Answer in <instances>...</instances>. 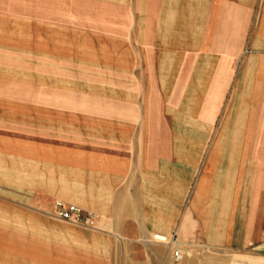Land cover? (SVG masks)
Here are the masks:
<instances>
[{
  "label": "crops",
  "instance_id": "0c3cea01",
  "mask_svg": "<svg viewBox=\"0 0 264 264\" xmlns=\"http://www.w3.org/2000/svg\"><path fill=\"white\" fill-rule=\"evenodd\" d=\"M61 3L68 4L65 0H61ZM116 3L126 5L125 14L138 15L137 23L134 27L130 25L128 30L130 37L134 35L136 44L142 48V65L133 62L129 55L123 57L110 42H100L95 48L84 33L62 25L48 24V28L42 31L41 28H29L26 38L29 53L40 56L43 64L38 70L29 69L26 75L30 77L26 79L30 106L27 115L45 117L41 119L45 124L44 129L37 125L36 119L26 120L35 123L36 131L43 136L42 141H28L51 149L60 146L75 149L79 157L73 175L83 180L85 192L98 195L105 209L100 204L81 207L80 204L60 201L44 189H29L41 190L48 196L50 202L46 211L53 215L57 201L79 206L85 217L97 213V228L113 230L115 241L121 240L125 250L130 246L138 247L139 240L154 234L158 242H164L166 237H174L172 244L180 247L183 253L178 264H264V0H130V3L129 0H75L72 7L77 15L114 16L118 14ZM182 5L186 8L185 12L181 11ZM97 6L101 9L98 12L90 10ZM55 9L57 13L70 12L67 5L58 4ZM170 18L173 20L171 23L168 22ZM181 19L187 32L186 39L182 41L174 37ZM100 24L108 29L116 27L114 21ZM125 30L123 33L127 38ZM107 34H110L109 30ZM42 46H52L57 50L51 48V53L43 54ZM183 47L188 49L182 53ZM169 51H175L179 67L172 72L173 82L166 96L161 82L160 62L164 53ZM213 54L221 64L230 65L229 82L224 86L227 74L220 78L216 74L212 77L213 80H221L222 86L216 91L219 107L207 140L204 132L207 121L203 126L200 125L196 135L187 130L183 133L188 141L184 148L187 155L203 149L189 173L188 166L180 163L175 151V120L169 108L178 109L175 104L187 94L186 89L193 78L196 64L205 62ZM54 62L60 65L51 64ZM64 63L77 64L80 70L89 72L93 79L83 81L62 75L63 67L66 66H62ZM116 69L124 73L132 70L145 72L138 76L146 78L141 108L135 103L137 91L134 88L116 86L115 75L110 73H115ZM62 81H67L71 86L58 84ZM88 87L104 91H89ZM229 89L230 97L227 98ZM3 93L4 87L0 86V94ZM237 95L240 98L237 99ZM235 98L242 112L236 123L234 138L227 141L234 144L232 150L226 156L222 152V188L216 198L208 187L201 188L199 181L202 175L207 173L210 178L215 172L216 166L212 163L215 159L214 144ZM164 111L172 114L170 155L165 153ZM201 113L205 119L208 109L204 107ZM71 114L73 118L69 119L75 121L83 133L70 136L53 132L55 130L51 129L49 123L70 117ZM218 115L221 117L214 134L213 127ZM138 121L142 132L134 141L131 129L137 126ZM106 126L124 131L125 136L110 137L97 134L92 129ZM222 142L224 136L220 139L221 145ZM96 152H102L103 155L115 152L119 156L120 164L117 166L126 165L121 180L116 181L117 178H114L116 182L111 184L113 187L109 191L97 188L93 179L100 174L114 176L116 171H111L114 165H110L105 170L99 169V174L98 165H90L88 161L90 155ZM16 153L13 157H16L17 162L12 164L23 158L17 157ZM34 158L35 163L32 164L44 173L52 170L54 174L62 170L61 163L54 155L50 163L42 157ZM202 158L203 165L197 175ZM163 163L174 167L171 170L173 179L168 183L162 180ZM183 173L190 175L186 178ZM193 181L192 195L182 212V205ZM181 198L177 213L170 221V216L162 208L167 204H175ZM77 201L85 204L81 197ZM94 206L99 207L104 217ZM123 207H127L126 210ZM150 209L154 214H149ZM48 220L56 221L46 218L42 224ZM32 221L36 222L34 219ZM77 232L74 227V235L89 247L104 241L106 250L98 260L110 264L108 254L113 243L111 237L100 233L78 235ZM55 244L52 245L54 249H51L57 253ZM144 248H149L156 264H161L167 248L164 244L147 245ZM77 253L81 251L77 250ZM93 254L90 256L94 257ZM142 254L144 264H152L148 253ZM132 256L130 258L135 260V253ZM167 257L170 264V254Z\"/></svg>",
  "mask_w": 264,
  "mask_h": 264
},
{
  "label": "rangeland",
  "instance_id": "374dc122",
  "mask_svg": "<svg viewBox=\"0 0 264 264\" xmlns=\"http://www.w3.org/2000/svg\"><path fill=\"white\" fill-rule=\"evenodd\" d=\"M65 1L68 4L61 3V0H0V44H3L0 45V86L4 87V93L0 94V264H105V262H99L98 258L105 253L106 243L104 241L97 242L92 247H89L85 241L80 240L74 235V227L77 228L78 235L84 233L85 236H89L94 233H100L113 239L108 254L110 264H144V256L142 254L144 252L145 254L148 253L147 255L150 256V263L156 264L151 250L144 247L161 243L167 247L161 264H168L167 256L169 254L171 257L170 264H178L181 258L176 260L174 253L176 251L181 255L183 253L180 247L172 244L174 239L173 236L166 237L164 242H158L153 234L149 238L139 240L138 247L130 246L125 250L121 240L119 242L115 241V232L113 230H99L97 228V215H92L87 223H74L62 220L46 211L50 199L43 191L29 189L30 187L41 188L54 194L59 200H64L65 202L80 204L82 207L98 206L100 204L103 207L102 209H105V204L98 200V195L85 192L83 190V180L77 179L76 176L73 175L79 157L75 149L65 146L51 149V147L36 145V143L28 141L29 139L42 141L43 136L36 131L35 123L26 122V120L29 118L36 119L37 125L41 129H44L43 126L45 125L41 121V119L45 117L38 118L27 115L30 106L28 105V96L26 94L28 90L26 79H30V77H26V75H28L29 69L38 70L43 66V64H41L42 58L28 51L29 44L26 40L28 29L41 28L42 31L43 28H48V24L62 25L67 29H74L84 33L88 41L95 48L98 47L100 42H110L111 45H114L115 50L123 57L129 55L133 62L135 61L137 65H142L140 56L142 48L136 44L137 42L134 35L130 37L128 30L130 25L133 27L135 26L138 15L134 13L125 14L127 10V8H125L126 5L124 6L123 3H116L117 6L115 9L118 14L114 16L100 14L77 15L74 14L75 9L72 7V3L75 0ZM58 4L62 6L67 5V10L70 12L66 14L57 13L58 11L55 9V5ZM90 10L98 12L101 9L97 6ZM185 10L186 8L182 5L181 11L185 12ZM111 19L116 23L115 28L111 27L108 29L101 26L100 22L112 23L113 21H110ZM172 21L171 18L168 20L169 23ZM179 23L180 27L174 31V37L182 41L186 39L187 32L183 28V24H185L184 21L181 19ZM125 29H127L128 33L127 38L124 36V33H126ZM108 30L110 34L106 35ZM124 30L125 32L123 33ZM51 48H53L54 51L57 50L52 46H42L41 51L43 54H48L51 53ZM187 49V47L181 48L182 53ZM174 54L175 51L165 52L160 62L161 82L166 96L171 90L170 88L173 82L172 72L179 67L178 60ZM51 64L60 65V63L55 62ZM62 66H65L63 67L62 75H67L77 80L83 79V81L84 79L88 80L92 78L89 72L86 73L80 70L75 63H64ZM12 71H15L16 74H13ZM194 71L193 78L186 89L187 94L185 93L180 101L175 104L178 105V109L169 108V110L173 112L175 120L173 127L175 134V151L180 163H184L186 167L188 166L189 173L193 170V167H195L203 149L200 151L195 150L193 153H189L190 155H187L184 148L187 146L188 141L185 139L183 133L187 130L193 135H196L199 132L200 125L203 126L204 122L207 121V125L204 129L205 138L207 140L212 120L219 107V97L216 91L222 86L221 80H213L212 77L216 74L220 78V76H225L227 74L228 77H226L224 84V86H227L231 67L229 64L226 66L225 64H221L218 58L216 59L213 54V56L210 55L205 62L201 61L199 64H196ZM110 73L115 75L117 87H131L137 91V100L135 103L141 108L140 106L146 92V78L138 76L141 74L144 75L145 72L141 70H132L124 73L122 70L116 69L115 73ZM58 84L65 87L71 86L67 81H62ZM33 87L37 88L36 85ZM212 87H214V89H212ZM88 90L101 93L104 91L103 89L98 90L92 87H88ZM128 96L130 95L128 94ZM229 97L230 89L227 94V98ZM128 98L131 99V97ZM238 98H240V95H237V99ZM237 99L235 98L231 105L227 118L222 129L219 130L214 144L213 155L215 159L212 163L216 166L215 172L210 178L207 176V173L202 175L199 181V186L201 188L205 186L206 188L208 187L213 197L216 198L219 196L222 188V152L224 156L231 152L234 144L227 141L234 138L236 123L239 114L242 112V108L237 104ZM204 107L208 109V115L205 119L201 113ZM14 115L18 117L16 118ZM13 117H15V119ZM220 117L221 116L218 115L215 120L213 127L214 134L216 133ZM69 118H73V114L67 118L55 119L53 122L49 123V126H51V129L55 130L53 132H62L70 136L83 133L74 123L75 121ZM162 122L165 153L166 155H170L172 114L164 111ZM140 124L139 122L137 126L131 129V135L133 134L134 141H137V137L140 136L142 132ZM92 129L97 134H106L110 137L117 135L125 136L124 131H120L112 126ZM222 136H224V142H222L221 145L220 139ZM211 142L212 141L208 143V146H210ZM15 152H17V157L23 158L20 159L18 163L12 164L17 162L15 161L16 157H13ZM53 155L57 158V161L61 163L60 166L62 170L59 172H54L53 174L52 170H48V173H44L43 170L35 168L32 164L35 163L34 157H42L45 162L47 161V163H50L53 159ZM102 155V152L92 153L88 161L90 165L94 163L98 165L97 169L99 174V169L105 170L106 166L114 165L111 170L116 171L114 176L100 174L93 179L94 185L97 188H104L106 191H109L116 181L121 180V173L124 171L126 165H121V167L117 166L120 163L119 156L115 152ZM202 165L203 158L199 164L197 175ZM172 168L174 167L167 163H163L161 170L163 183H168L169 180L173 179V174L171 172ZM189 173H183V175L187 178L190 175ZM114 178H117L115 182ZM194 182L195 181L191 183V187L188 190L181 208L182 212L188 205V200L192 195L195 185ZM78 197L83 198L85 204L78 203ZM182 198L175 204H167L164 206L165 208H162V211L170 216V221H172L173 217L176 215ZM96 206L94 207L99 210V207ZM136 207L138 208V206ZM126 208L123 207L122 209L126 210ZM99 211L101 213L100 215L104 217L101 210ZM149 214H154L152 209L149 210ZM29 218L30 220H28ZM46 218L56 221L48 220L46 223L42 224ZM33 219L36 222L32 221ZM49 236H52L53 239H49ZM54 240L58 245L55 244ZM50 241L52 244L49 243ZM54 244L56 245L55 249L57 253H54L51 249ZM77 250L81 251V253H77ZM93 252L95 254H93ZM132 253H135V260L130 258ZM91 254H93L94 257L90 256Z\"/></svg>",
  "mask_w": 264,
  "mask_h": 264
},
{
  "label": "built area",
  "instance_id": "2783aa9c",
  "mask_svg": "<svg viewBox=\"0 0 264 264\" xmlns=\"http://www.w3.org/2000/svg\"><path fill=\"white\" fill-rule=\"evenodd\" d=\"M54 206V215L65 221H70L74 223H87L88 220H90V217L92 216H83L81 208L75 204H64L63 202L57 201L55 202ZM174 255L176 260L180 257L178 251H176Z\"/></svg>",
  "mask_w": 264,
  "mask_h": 264
},
{
  "label": "bare ground",
  "instance_id": "6f19581e",
  "mask_svg": "<svg viewBox=\"0 0 264 264\" xmlns=\"http://www.w3.org/2000/svg\"><path fill=\"white\" fill-rule=\"evenodd\" d=\"M60 201L65 202L64 200H60ZM77 205H79V204H77ZM79 206H81V205H79ZM81 207H82V206H81ZM91 212H92V211H91ZM94 215H95V216L97 215V217H98V214H97V213H95ZM180 257H181V254H180ZM180 257H179V258H180ZM179 258H178L177 260H179Z\"/></svg>",
  "mask_w": 264,
  "mask_h": 264
}]
</instances>
